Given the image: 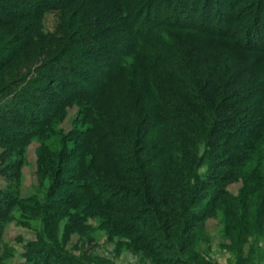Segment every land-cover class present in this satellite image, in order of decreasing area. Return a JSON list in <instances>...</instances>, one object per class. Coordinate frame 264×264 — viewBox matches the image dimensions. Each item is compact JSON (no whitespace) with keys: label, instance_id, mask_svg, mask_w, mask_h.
<instances>
[{"label":"trees","instance_id":"obj_1","mask_svg":"<svg viewBox=\"0 0 264 264\" xmlns=\"http://www.w3.org/2000/svg\"><path fill=\"white\" fill-rule=\"evenodd\" d=\"M221 4L0 0L11 39L0 52V147L18 149L0 165L12 173L0 189V264H14L8 226L29 227L32 213L39 225L18 264H95L66 251L76 224L61 230L58 220L69 208L82 223L87 212L106 220L163 264H195L183 256L215 212L246 227L264 216V30ZM74 108L71 130L57 129ZM35 139L37 174L49 181L24 198ZM64 185L74 192L57 202Z\"/></svg>","mask_w":264,"mask_h":264},{"label":"rangeland","instance_id":"obj_2","mask_svg":"<svg viewBox=\"0 0 264 264\" xmlns=\"http://www.w3.org/2000/svg\"><path fill=\"white\" fill-rule=\"evenodd\" d=\"M214 1L216 4L218 3V0H213V2ZM219 2L222 3L221 6L225 9L223 11L226 12L227 9H230V13L233 14V9L235 7L236 12L234 14L248 17L252 22L256 21L259 23L260 29L264 30V0H219ZM217 10L216 8V11ZM196 22H202V17L196 16ZM53 25L54 18L50 17L48 22H46L47 30L52 29ZM8 41H11V39L8 38V34L0 29V48ZM3 50L6 52L9 51V49L2 48L0 52ZM99 63L102 62L97 61L96 65ZM31 71L33 75L36 72L35 70ZM26 91H28V93ZM29 91L30 89L28 86L23 88V95H25L26 98L32 99L36 96V93L32 90L31 93ZM2 104L3 103L0 104V113L3 111L1 109ZM76 110L75 108L70 110L68 120L57 129L62 128V131L66 130L67 132L71 130L73 122L70 118L76 114ZM15 127L16 129L24 128L18 125ZM50 135L52 136H49L48 141L58 140L53 133ZM36 140L37 139L30 142L25 149L26 164L21 173L23 178L21 194L24 198L32 196L36 190L41 193L45 189V186L48 185L49 181L48 176L44 177L37 174L41 168L38 162L42 155V148L40 147L41 140ZM17 150V148L13 147H0V165L2 164V157H6L10 152H16ZM203 172H205V170ZM5 176L11 177L12 173L3 172L2 166H0V189H5L8 185ZM241 186L240 183L231 185L228 188L230 195L238 197ZM62 188L63 189L57 192L55 196L57 202L63 199L66 201L67 193L70 191H72V193L74 192V188L70 186L64 185ZM261 200H258V202ZM64 201L63 203H65ZM226 206L229 207L230 210L236 208L232 206L230 202H227ZM235 210L236 211L233 212L238 213L237 209ZM77 211L76 214H74V218H72L69 214L73 215V213L69 208L65 211L66 216H61L64 218H59L58 220L61 230L64 226L66 227V225H69L67 223L77 225L76 228V225L71 224L73 225L72 233H70V239L66 244V251L69 254L78 257L90 256V259L94 261L95 264H163L159 259L151 257L143 250L139 248L134 249V247L130 245V240L121 237L111 224L106 223V220H101L98 217L94 218L93 213L87 212L84 214L82 220L85 222L82 223L77 219V216L75 217V215L80 213L79 209H77ZM221 212L222 211L215 212L213 216L205 219L199 224L194 235L195 253L191 251L190 253H186V255L183 256L184 260H194L195 264H264V216L256 215L249 223L250 227H246L243 226V224L240 225V223L236 221V218L232 217L230 213L222 214ZM30 216L34 221L29 224V227L21 226L14 221L6 230L4 236L7 249L6 252L14 254V259L11 263H25L23 254L26 252V244L35 239L34 230L36 226L39 225L37 223L39 221L35 219L33 213ZM242 228L243 230L246 228L247 234L244 235L241 233ZM61 230L60 232H63ZM60 237L62 238L61 234ZM189 257H191V259ZM161 258L167 259L165 254H163Z\"/></svg>","mask_w":264,"mask_h":264}]
</instances>
